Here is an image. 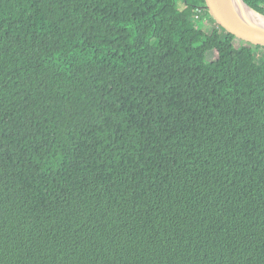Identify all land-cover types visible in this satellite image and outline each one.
<instances>
[{"label": "trees", "instance_id": "16d2710c", "mask_svg": "<svg viewBox=\"0 0 264 264\" xmlns=\"http://www.w3.org/2000/svg\"><path fill=\"white\" fill-rule=\"evenodd\" d=\"M204 6L0 0V264H264V48Z\"/></svg>", "mask_w": 264, "mask_h": 264}, {"label": "water", "instance_id": "95a60500", "mask_svg": "<svg viewBox=\"0 0 264 264\" xmlns=\"http://www.w3.org/2000/svg\"><path fill=\"white\" fill-rule=\"evenodd\" d=\"M217 26L240 41L264 48V15L244 0H204Z\"/></svg>", "mask_w": 264, "mask_h": 264}, {"label": "rangeland", "instance_id": "374dc122", "mask_svg": "<svg viewBox=\"0 0 264 264\" xmlns=\"http://www.w3.org/2000/svg\"><path fill=\"white\" fill-rule=\"evenodd\" d=\"M214 55V53H209L208 57L211 58Z\"/></svg>", "mask_w": 264, "mask_h": 264}, {"label": "built area", "instance_id": "2783aa9c", "mask_svg": "<svg viewBox=\"0 0 264 264\" xmlns=\"http://www.w3.org/2000/svg\"><path fill=\"white\" fill-rule=\"evenodd\" d=\"M197 11L199 12L200 10H199V9H197Z\"/></svg>", "mask_w": 264, "mask_h": 264}]
</instances>
